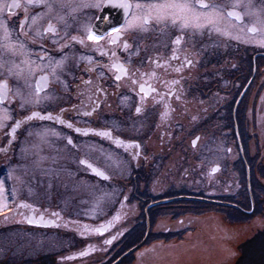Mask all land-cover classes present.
<instances>
[{"label":"flooded vegetation","instance_id":"1","mask_svg":"<svg viewBox=\"0 0 264 264\" xmlns=\"http://www.w3.org/2000/svg\"><path fill=\"white\" fill-rule=\"evenodd\" d=\"M49 2L54 5L51 11L43 5H28L27 0H0V24L8 29L15 48V54L0 48V81L7 84L6 98L0 102V181L4 182L0 202L6 203L0 208V238L11 232L24 234L23 238L40 243L34 255L43 258L40 261L68 264L92 255H110L121 248L127 234L144 223L141 241H145L150 232L148 211L154 204L201 199L193 196V190H183L152 201L153 179L174 158L171 173L175 163L177 170L184 169L191 156L198 171L200 150L187 157L184 153L186 131L196 132L190 138L191 146L194 140L197 145L200 131L211 132L207 145L213 143V150L209 153L220 151L214 145L215 130L226 133L230 131L228 116L247 114V106L238 111L237 105L251 85L255 90L252 103L259 102V107L249 110L264 115V29L255 17L242 15L240 22L229 19L230 10L246 11L233 9L234 0H205L221 6L220 27L227 28L229 36L207 27L181 30L178 25L155 21L149 22L147 30H129L122 27L126 24L123 10L105 6L103 0L101 7L75 12L61 8L57 0ZM75 2L78 0L73 6ZM252 2L256 8L262 7L261 0ZM13 4L19 6L10 9ZM33 16H38L35 23ZM49 24L54 33L45 32ZM85 25L105 33L112 28L121 30L93 42L87 39ZM249 27L257 31L249 33ZM113 38L115 42L110 43ZM21 42L26 55L21 54ZM25 59L33 61L30 68L22 63ZM57 61L63 64L53 74L52 65ZM13 64L19 67L10 75ZM41 76L47 77V86L36 103L37 78ZM34 112L38 116L25 119ZM48 115L52 118L40 119ZM17 121L20 126L10 135ZM234 131L238 136L235 122ZM225 142L226 136L221 143ZM226 150L229 152L228 146ZM82 160L86 163L81 164ZM213 166L218 169L212 165L209 174L214 173ZM74 179L87 182L75 188L70 183ZM88 180L106 182L104 189L115 197L114 204L107 207V215H98L94 221L71 222L68 210L89 208V212L102 213L99 207L92 209L77 199L79 189L81 195L94 190ZM119 194L121 199L116 202ZM30 216L43 220L29 224L26 218ZM50 239L48 245L42 242ZM51 245L48 252L42 248Z\"/></svg>","mask_w":264,"mask_h":264},{"label":"rangeland","instance_id":"2","mask_svg":"<svg viewBox=\"0 0 264 264\" xmlns=\"http://www.w3.org/2000/svg\"><path fill=\"white\" fill-rule=\"evenodd\" d=\"M250 71L249 68L248 75ZM253 84L257 85V81L255 80ZM254 91L251 85L244 94L243 100L237 105L238 111L245 106L248 108L246 115H238L240 126H243L242 135L246 136L247 155L244 154L243 140L239 135L234 139L229 130L226 133L222 131L221 134H215L217 140L214 145L218 150L221 149L215 153H209V150H213V143L207 145L212 139L211 132L200 131V139L193 147L190 138L196 132L190 134L186 131L184 153L186 156L188 153L196 154L197 150H200L198 171L194 170L195 158L190 155L191 157L188 158L191 159L184 169L177 170L178 163H175V170L171 173L170 166L173 165L171 162L177 161V158H174V161L168 162L167 168L164 167L153 179L155 194L151 196L152 201L171 198L183 190L189 192L193 190L195 193L193 196L204 198L209 202H212L211 200L215 203L231 202L232 209L225 205L198 204L193 200H172L161 203L150 212V232L146 241L128 257L125 255V259L121 258L119 264H236L241 255L240 246L246 241L247 246L242 253L240 264H264V258L262 260L258 258L260 253L264 254V115L252 114V110H249L259 107V102L252 103ZM221 136L223 138L226 136L224 145L221 143L223 142ZM227 146L229 152L226 150ZM247 156L254 163L252 169L248 168ZM212 165H218V169L213 174H209L208 170ZM242 165L245 166L246 172L245 185L240 179ZM84 182L87 181L82 179L70 181L75 188H79ZM88 183L94 190L81 195L83 191L79 189L77 199L92 205V209L99 207L102 213L96 214L91 210L89 212V208L87 211L68 210V220L71 222H84L88 219L94 221L98 215H107V207L114 204L112 200L115 197L110 196V193L104 189L106 182L88 180ZM98 185L102 186V190L97 191ZM73 192H76L75 189ZM116 198L118 202L121 194ZM5 204L3 201L0 202V208L2 209ZM139 215L144 220L142 211ZM143 227L145 223L140 224L135 232L127 234L121 248L112 251L108 256L92 255V257L71 260L68 264H111L118 254H122L141 241L145 229ZM23 236L25 235L11 232L5 238H0V258H6L15 264H20L23 259L28 258L34 264H50L51 260L42 262L39 259L43 258L34 256L40 249V243H34L35 240L32 238L28 236L23 238ZM49 241L51 239L42 240L44 244ZM52 247L53 245L42 248L48 252Z\"/></svg>","mask_w":264,"mask_h":264},{"label":"snow or ice","instance_id":"3","mask_svg":"<svg viewBox=\"0 0 264 264\" xmlns=\"http://www.w3.org/2000/svg\"><path fill=\"white\" fill-rule=\"evenodd\" d=\"M74 2V0H73ZM69 2V0H57L58 5L61 8L67 7L72 12L77 11L80 8H98L101 7L100 0H78V2L74 3ZM28 5H43L46 9L51 11L54 7L49 0H27ZM105 6H111L118 9L123 10V14L126 20V24L122 25V27H126L129 30H147V26L149 25L150 21H155L156 24H163L165 26H179L181 30L192 28L197 31H202L206 27L208 30H214L217 33H220L225 36L231 35V33L227 30V28L220 27V20L223 18V14L220 11L221 6L217 5L214 2H205V0H147V2H135L133 3L132 0H103ZM261 8H256L253 6L252 0H234L233 9L238 7H243L246 11L241 14L234 10H230L227 12V16L229 19H235L237 22H240L242 19V15H248L250 17H255V22L259 23L264 29V0H261ZM18 4L9 5V8L18 7ZM38 16H33L32 20L33 23L36 22ZM60 20H63L64 17H59ZM24 21H21V26L23 27ZM31 27V26H29ZM0 28H3V35L0 36V48L8 49L13 51L15 54V48L12 45L9 39V31L8 29L0 24ZM84 30L87 33V39L93 42H99L104 38L107 34L111 36V33H119L121 29L112 28L111 33H105L104 31H97L95 26L92 25H85ZM257 29L255 27H249V33H255ZM45 32H55V28L53 25L49 24L48 27L45 29ZM239 39L240 37H235ZM75 39V37H73ZM110 43L115 42L114 38L109 41ZM177 43L179 40L176 41ZM264 42V41H262ZM127 46V45H126ZM25 45L21 42L19 44V48L22 50L21 54L26 55ZM115 55V53H113ZM175 58V57H173ZM22 63L31 66L33 61L30 59H25ZM188 63H191L190 61ZM63 64V61H57L53 68V74H55V69L60 67ZM2 66V65H0ZM18 65L13 64L11 68H9V74H12L13 68H18ZM118 71H123L122 67H118ZM23 72L21 69L16 75L19 77ZM119 79V76H117ZM47 77L41 76L37 78V86L35 89V96H36V103L40 101V93L43 88L47 86L46 84ZM141 91H143L144 86L141 85ZM7 94V84L5 82L0 81V102H2L6 98ZM47 98V97H45ZM137 112H140V108L137 107ZM85 115H90V113H85ZM166 115V113L164 114ZM38 116V113H32L31 116L25 117L26 120L33 119L34 117ZM50 115L48 116H40V119H51ZM0 126H3L0 123ZM20 126V122L17 121L13 128L10 131V135L14 134L15 130ZM79 131V129H77ZM99 135H107V133H98ZM198 139V138H197ZM69 143L71 140L69 139ZM119 143V142H118ZM196 141H193V146H195ZM139 148V145H136ZM139 153H137L138 155ZM86 161H81V164H85ZM91 167V165H88ZM217 169L213 168L212 171L215 172ZM95 171V169H94ZM97 175L104 176L103 172H96ZM3 181H0V188L3 187ZM53 215H57L54 213ZM27 223L29 224H39L43 217L39 219H35L33 217L26 218ZM97 231H100L97 229ZM110 243V241H107ZM86 252H82L81 255H86Z\"/></svg>","mask_w":264,"mask_h":264},{"label":"trees","instance_id":"4","mask_svg":"<svg viewBox=\"0 0 264 264\" xmlns=\"http://www.w3.org/2000/svg\"><path fill=\"white\" fill-rule=\"evenodd\" d=\"M234 122L237 124V132H238V135H239V137L241 138V140H243V146L245 145V147H244V150H245V152H244V154L245 155H247V153H248V147H247V143H246V141H245V139H246V136H245V134L244 135H242V132H243V126L241 127L240 125H241V123H239V117H238V115H236V116H234V117H232V116H228V123H230V131H231V134H232V136H233V138L234 139H236V134H235V131H234ZM221 130L220 129H216L215 130V134H221ZM247 158H248V168H253V165H254V163H253V161H251L252 159L251 158H249V156H247ZM251 159V160H250ZM251 169H250V171H251ZM240 175V174H239ZM245 176H246V172H245V166H243L242 165V168H241V175H240V179H241V181L243 182V184L245 185ZM251 182H252V180H251ZM254 184V183H253ZM251 188V187H250ZM247 191V190H246ZM191 194H193V193H191ZM175 200H180V199H175ZM182 200V199H181ZM184 200H193V201H195V202H197L198 204L199 203H203V204H205V203H207V204H205V205H210V203L211 204H217L218 206L219 205H221V206H223V205H225V206H229L230 207V204H231V202H229V203H215V202H209V201H206L204 198H202V199H184ZM165 203H167V202H165ZM233 203V202H232ZM161 204V203H160ZM160 204H154V205H152L150 208H149V211H148V214H149V219H150V212L154 209V207L155 206H157V205H160ZM162 204H164V203H162ZM230 209H232L231 207H230ZM253 213V212H252ZM144 225V224H143ZM143 228H145V227H143ZM264 231V230H263ZM263 231H261V232H263ZM143 233H144V231H143ZM143 236V235H142ZM147 238H148V236H147ZM146 241V240H145ZM246 246H247V241L246 242H243L242 243V245L240 246V250H241V255H240V258L238 259V261H237V263L236 264H240L241 263V258H242V253H243V251H245V249H246ZM264 250V249H263ZM263 253V252H262ZM119 255H121V254H118L116 257H118ZM130 254H128V255H126V257H128ZM116 257L114 258V259H116ZM126 257H122L123 259H125ZM259 259H263L264 258V254H261L260 253V255H259V257H258ZM112 261H114V260H112ZM121 261V260H120ZM120 261H118L116 264H119L120 263ZM14 262L13 261H11V260H7L6 258H0V264H13ZM34 264V262H32V260H29V259H23L22 261H21V263L20 264ZM15 264V263H14ZM46 264V263H45ZM109 264V263H108Z\"/></svg>","mask_w":264,"mask_h":264},{"label":"water","instance_id":"5","mask_svg":"<svg viewBox=\"0 0 264 264\" xmlns=\"http://www.w3.org/2000/svg\"><path fill=\"white\" fill-rule=\"evenodd\" d=\"M213 168L217 169V166H213ZM212 168V169H213ZM163 201H167V200H163ZM144 239L142 241H140L137 245L133 246L132 248H130L128 251H126L124 254H122L120 257H118L113 263L111 264H116L123 256H125L128 252L138 248L142 243H143Z\"/></svg>","mask_w":264,"mask_h":264}]
</instances>
